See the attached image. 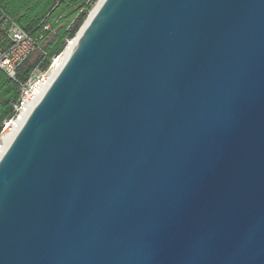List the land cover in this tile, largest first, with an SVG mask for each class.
<instances>
[{
    "label": "water",
    "instance_id": "1",
    "mask_svg": "<svg viewBox=\"0 0 264 264\" xmlns=\"http://www.w3.org/2000/svg\"><path fill=\"white\" fill-rule=\"evenodd\" d=\"M83 25L0 157V264H264V0Z\"/></svg>",
    "mask_w": 264,
    "mask_h": 264
},
{
    "label": "trees",
    "instance_id": "2",
    "mask_svg": "<svg viewBox=\"0 0 264 264\" xmlns=\"http://www.w3.org/2000/svg\"><path fill=\"white\" fill-rule=\"evenodd\" d=\"M97 0H0L1 11L23 31L37 39L40 56L20 66L16 80L0 70V138L6 122L12 120L20 97L19 84L40 64L46 70L68 41L75 38ZM47 27V30L45 29ZM7 23L0 16V47L7 46ZM51 35L53 36L50 41Z\"/></svg>",
    "mask_w": 264,
    "mask_h": 264
},
{
    "label": "built area",
    "instance_id": "3",
    "mask_svg": "<svg viewBox=\"0 0 264 264\" xmlns=\"http://www.w3.org/2000/svg\"><path fill=\"white\" fill-rule=\"evenodd\" d=\"M0 16L7 23L5 38L7 41V46L4 48L0 47V70L3 71L10 79L16 80L17 72L20 66L28 61L29 58L37 50H39V47L37 45V39L31 37L15 22L6 17L1 9ZM45 29L47 30V27ZM68 44L69 41L67 42V45L63 51L51 60V63L46 70H42L40 64H37L33 68L29 78L25 82L19 84L20 97L17 105L14 106L16 115L12 120L19 117L21 111L24 110L25 105L32 104L34 102L36 105L43 97L51 82L63 65L61 64L60 58L65 53ZM54 71L57 72L52 80H50ZM12 120L4 124L2 134L8 128Z\"/></svg>",
    "mask_w": 264,
    "mask_h": 264
},
{
    "label": "bare ground",
    "instance_id": "4",
    "mask_svg": "<svg viewBox=\"0 0 264 264\" xmlns=\"http://www.w3.org/2000/svg\"><path fill=\"white\" fill-rule=\"evenodd\" d=\"M101 1L102 0H98L97 3L94 5V7L91 9V11L89 12V14H88V16H87V18L85 20V23H84L83 27L88 22V20L91 18V16L94 14V12L96 11V9L99 6V4L101 3ZM83 27H82V29H83ZM75 42H76V38L74 40H72V41H69V44H68V46L66 48L65 53L60 58L61 64H63L64 61L66 60L68 54L71 52L72 48L74 47ZM56 72L57 71L53 72V76L51 77L50 80H52V78L55 76ZM34 105H35V102L32 103V104L25 105L24 110L21 111L19 117L17 119L12 120L11 123L9 124L8 128L12 127L11 133H9V134H7L5 136L3 135L2 138H1V141H0V157L5 152V150L7 149V147L9 146L11 141L13 140V138L15 137L16 133L19 131V129L21 128V126L25 122L28 114L30 113V111L32 110Z\"/></svg>",
    "mask_w": 264,
    "mask_h": 264
},
{
    "label": "rangeland",
    "instance_id": "5",
    "mask_svg": "<svg viewBox=\"0 0 264 264\" xmlns=\"http://www.w3.org/2000/svg\"><path fill=\"white\" fill-rule=\"evenodd\" d=\"M98 1V0H97ZM97 1H96V3H97ZM95 3V4H96ZM94 4V5H95ZM94 5H93V7H94ZM53 36L54 35H51V37H50V41H52V39H53ZM40 56V51L39 50H37L30 58H29V60H28V65H31L38 57ZM11 129H12V127H9L7 130H5L4 132H3V134H2V136L4 135H7V134H9V133H11Z\"/></svg>",
    "mask_w": 264,
    "mask_h": 264
}]
</instances>
